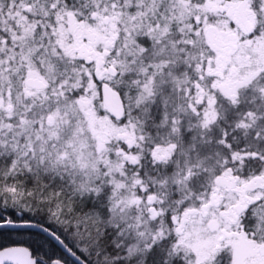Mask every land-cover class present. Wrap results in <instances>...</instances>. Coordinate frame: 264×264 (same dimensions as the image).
Listing matches in <instances>:
<instances>
[{"label":"snow or ice","instance_id":"6c2138e0","mask_svg":"<svg viewBox=\"0 0 264 264\" xmlns=\"http://www.w3.org/2000/svg\"><path fill=\"white\" fill-rule=\"evenodd\" d=\"M0 264H264V0H0Z\"/></svg>","mask_w":264,"mask_h":264},{"label":"trees","instance_id":"16d2710c","mask_svg":"<svg viewBox=\"0 0 264 264\" xmlns=\"http://www.w3.org/2000/svg\"><path fill=\"white\" fill-rule=\"evenodd\" d=\"M21 231H23V234L21 235L22 237H19V238H22L21 241H29V238L31 234H36L38 233V231H36L35 229H32V228H23V229H19ZM17 236V232H13L11 233V236ZM17 237H13V239H15ZM12 239V238H11Z\"/></svg>","mask_w":264,"mask_h":264},{"label":"flooded vegetation","instance_id":"af4514ba","mask_svg":"<svg viewBox=\"0 0 264 264\" xmlns=\"http://www.w3.org/2000/svg\"><path fill=\"white\" fill-rule=\"evenodd\" d=\"M20 229H23V228H20ZM4 231V233H8L9 232V230L8 229H4L3 230ZM12 231L13 232H17V236H11L10 238H12L13 239V237H17V238H15V240H21L22 238H19V237H22L21 235L23 234V231H21V230H19V229H14V230H11V233H12ZM36 231H38V230H36ZM29 238V241H35V240H37L38 239V236L37 235H35V234H31L30 235V237H28Z\"/></svg>","mask_w":264,"mask_h":264},{"label":"water","instance_id":"95a60500","mask_svg":"<svg viewBox=\"0 0 264 264\" xmlns=\"http://www.w3.org/2000/svg\"><path fill=\"white\" fill-rule=\"evenodd\" d=\"M32 229L38 230V229H36V228H32ZM38 231H39V230H38Z\"/></svg>","mask_w":264,"mask_h":264}]
</instances>
